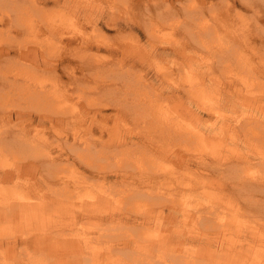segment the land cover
<instances>
[{"label": "bare ground", "instance_id": "bare-ground-1", "mask_svg": "<svg viewBox=\"0 0 264 264\" xmlns=\"http://www.w3.org/2000/svg\"><path fill=\"white\" fill-rule=\"evenodd\" d=\"M27 1L29 5L26 7L25 0H0V33L4 30L0 37H14L19 35L22 28L27 27H31L29 30H37L36 36H39L38 41H30L28 44L26 40V43L24 42L25 38L21 37L24 33L19 35L18 42L13 39L2 41L0 38V126H6L5 130H0V165L3 170L0 173V264H107L114 257L118 260V256L111 255L116 250L126 256L122 260L124 264H136L132 258V253L136 251L140 259L147 264H264V167L262 171L252 170L256 164L252 163L254 159L247 154L249 148L251 156L264 163V98L249 99L248 107V102L242 105L243 110L249 111V114L243 116L241 108L239 115L235 113L236 116L229 118L214 116L216 113L211 102L201 98L202 92H207L208 88L204 82L205 77L214 80L215 84L210 85L211 89L219 90L216 84H221L214 76L212 64L197 59L198 52L189 47L190 40L187 36L191 33L198 37L193 39L202 46L205 41H200V37L212 34L209 32V20L206 19L201 0L198 1L202 6L198 8L189 5L190 0H144L146 3H152L143 5L146 10L157 2L160 8L170 4V8L177 9L178 5L183 11L182 18L195 22L194 27L185 25V34L180 40L164 35L161 38L162 35H159V44L150 43L152 48H144L146 52L152 51L156 56L155 73L149 77L160 75V72L166 74L159 82L151 78L152 86L157 89L152 94L167 97L166 103L171 112H166L159 103L151 117L159 115L166 122L156 125L149 122H146L147 125L139 123L138 126L132 127L128 121L121 125L113 123L107 126L103 120L106 121L109 117L115 121L125 120L128 119L129 113L126 112L127 109L118 106L119 102H107L106 93L108 94L109 89L102 92L100 87L99 103L90 99L85 102L91 107L90 117H98L96 128H92V119L89 118L91 120L87 122V126H82L86 137L82 136L84 133H73L67 145L59 142L62 138L59 135L56 139L49 140L43 133L47 128L38 130L39 128L35 127V132H31L28 127L34 120L48 122L50 128L56 126L54 120H73V124L77 123L75 118L79 114L72 109L70 111L72 105H76L70 106L67 102L69 111H64L60 109L59 101L63 98L68 101L67 95L74 88L78 89L75 95L80 98L81 88L90 77L94 78L95 74L91 72H88L89 79L86 78V67L91 68L92 64L85 62L84 58L81 59L79 53L85 50L93 53L100 48L113 50L115 55L106 61L100 60L95 54L91 58L92 62L100 67L102 87V83L108 82L114 74L111 62L120 63V66L125 68V73L132 71L136 63L129 62L131 60L127 58L128 55L126 59L122 55V58L119 57V50L106 43L103 33L102 36L87 38L84 31L86 25L79 21L80 15L77 17L72 13L70 19L73 20L66 19L65 12L70 10L63 9L60 5H71L78 14L85 15L83 0ZM60 1L61 4L58 3ZM47 2H51L53 6H48ZM30 6L36 12L44 10L46 13L34 19V15L28 14ZM163 8L161 13H165ZM239 15V11L234 13L235 17H244ZM13 18L17 20L16 23L11 21ZM103 19L102 29L112 28L118 31L123 27L132 28L134 25L132 21L122 24L113 19L107 21L106 17ZM86 21L98 32L101 31L97 23L102 21L101 19L92 16L90 21ZM144 30L148 34L147 40L154 41L158 31L165 29L150 27V32L146 28ZM53 31H57L59 35L50 33ZM46 33L51 37L55 36L49 39L48 44L46 40L43 42L44 39L40 36H46ZM164 38L167 43L163 42ZM51 43L56 45L52 46ZM66 44L71 47L66 48ZM133 45L136 46L135 43ZM49 46H59L57 51H60L56 56L50 55L57 51H51ZM121 51L125 53L127 50L123 48ZM171 53H174L176 58H172L171 64H165L162 58L170 56ZM218 53L224 54L225 49ZM76 58H80L79 62H75ZM148 62L143 63L140 60L142 65L135 76L141 79L143 72L149 74V69L144 70V65ZM257 77H264V70L258 71ZM46 81L58 86L48 88L42 84ZM227 83L229 87H234L236 96L241 95L237 81ZM114 84L115 82H109L108 86L111 85V88L115 89L116 87H112ZM143 84L137 88L144 87ZM95 86L96 83L85 85L83 91H86L87 87L95 89ZM60 89L64 92L59 93ZM121 89L126 97L128 89ZM211 94H216V91L212 90ZM220 98L222 103L231 109L232 96L224 94ZM12 99L16 102H11ZM235 103L231 110L235 108ZM21 105L31 109L26 110V107ZM133 106L134 104L130 105ZM86 107L81 105L80 109L74 111L82 113ZM105 110L109 112L105 113ZM200 110L205 111L206 119L201 117ZM213 117L223 120H214ZM203 120L204 123L201 122ZM79 123L84 124L82 121ZM215 125H218L223 133L230 134L228 142L232 143L229 149L232 161H228L225 155L227 142L225 145L220 137H216ZM211 133L213 138L210 137ZM241 135L245 138L246 150L238 146L242 140ZM165 139H169L168 144ZM54 142L57 143L56 151L52 146ZM136 144L146 150V155L139 159L140 164H130L129 159L119 164L116 148L125 145L137 146ZM172 146L176 147L173 149ZM66 147L68 149L64 151L63 157V150L60 149ZM107 147L114 149L108 150ZM180 151L187 156L179 153ZM179 155L186 157L187 163H183L182 171L178 173L180 177L174 176L178 179L173 181L170 176L174 174V168L178 167V161L181 159L174 157L172 162H168L167 168L161 164L171 156ZM112 156H116L113 162ZM132 159L135 161V158ZM21 161L24 162L22 166L18 164ZM84 165L92 174L93 181H89L84 175V170L81 169ZM62 171L64 174L68 173L70 182L65 180ZM135 173L137 175H134ZM225 173L230 174L232 179L228 180ZM44 179L50 185H41ZM62 182L66 186H61ZM4 183H11L10 194L5 191L6 187H2ZM227 183L229 190L226 189ZM89 191L93 192V196H90L92 193ZM133 193L151 198L148 199V208L144 206L142 215L121 211V205H116L120 195L126 199L131 198ZM181 197L184 206H180ZM195 203H202V206H196ZM173 206L178 211H183L178 214L177 221L174 215L163 214L165 209L172 210ZM192 206L194 209L184 211ZM195 214L199 220L209 221L212 230H218H215L214 234L211 230L202 236L190 233L187 227L193 219L191 215ZM180 215L183 217L184 229L178 228ZM240 215L244 218L242 224ZM87 220H92L95 224L94 233L84 232L83 228L81 231L73 230L74 224L81 225ZM105 222L129 226L150 222L157 229L147 240L142 237H137L140 241L135 237L130 240L127 237L133 233H129L126 238L113 237L107 240L111 244L106 242L102 245L100 242L104 241L109 231L102 227L106 225ZM164 223L168 225L164 226ZM205 229L203 225L202 231ZM150 233L147 230V234ZM228 233L229 236L220 242V238ZM164 245L170 246L168 252L159 254L157 251L153 257H147L149 250H158Z\"/></svg>", "mask_w": 264, "mask_h": 264}, {"label": "rangeland", "instance_id": "rangeland-1", "mask_svg": "<svg viewBox=\"0 0 264 264\" xmlns=\"http://www.w3.org/2000/svg\"><path fill=\"white\" fill-rule=\"evenodd\" d=\"M25 1H26V7H27L29 5V2L27 0H25ZM201 2L203 3V9H204L206 19L209 20V25H210L209 32L212 34L208 35V36L200 37L201 38L200 41H203V40L205 41V45L202 46L200 44V42L193 39V38H198V37L194 33H191L190 35L187 36L188 39L190 40L189 47H192L194 51L196 50L198 52V56L196 57L197 59H199L205 63H208V64L211 63L212 64L214 76L216 78H218V80L221 83V84H216L217 86H219V88H220L219 90L211 89L210 85L215 84L213 82L214 80H211L209 77H205L206 80H204V82L206 83V86L208 87L206 89L208 93L206 91H203L201 98H204L207 101L211 102L212 109H215L214 113H216L214 116L229 118L230 116H236V114L239 115L241 108H242V105L245 102L246 103L248 102L246 105V107H248V105L250 104L249 99H251L253 97L264 98V77H257V72L264 70V0H203V1L201 0ZM47 3H48L47 4L48 6H50V7L53 6L51 2H47ZM58 3L61 4L62 1H60ZM83 3L85 4L84 5V8H85L84 14L85 15H82L80 13L78 14V12L74 11V7L71 5H66V6L60 5L63 9H69L70 10V12L68 10H67L68 12L67 11L65 12L66 13V19L67 20H73V19H70L72 13H74L77 17L80 15L79 21H81L82 23H85V25H86L84 31H86L87 38L97 37L103 33L104 40L106 41V43L107 44L109 43V45L111 47L115 48L116 50H119V52H117V54H119V57H121V55H122V57H125V59H126V56L128 55L127 58L129 57L128 59L131 60L129 62L134 61V63H136V65L134 67H132V71H126V73H125V68L120 66V63H112L111 62L110 66H111V69L113 70L114 74L112 75V78L108 82L102 83V85H103V87H102L101 86V73L99 71L100 67L96 66L92 62L91 58H93V54H95L97 57L99 56L100 60L106 61L107 59L112 58V55H115L113 50L108 51L106 49H101L99 47L100 50L94 51L93 53L88 52L87 50L80 52L79 56H81V59L84 58L85 62L92 64L91 68L86 67V70H87L86 78L89 79V77H90L88 75V72L95 74V75H93L94 78L90 77L89 81H86L85 85H88V84L92 85V84L96 83L95 89L87 87L88 89H86V91H83V90H85L83 88L85 86L84 85L80 90L81 97L77 98V96L75 94L78 91V89L74 88V90L71 93H69V95H67L68 101H66L64 98L61 101H59V104L61 105V108L60 107L59 108L64 110V111H66V110L69 111L68 110L69 105L70 106L72 104L76 105V106L72 105V107L70 108V111L72 109L73 112H75L76 114H79L75 118V120L78 124L77 123L73 124V120L70 122H66L64 120H56V121L54 120V123L56 126L50 128L48 122H41V121L34 120L29 125V127H28L29 130L31 132H35V129H34L35 127L39 128L38 130H42L44 128H47L48 130H44L43 133L45 135H47L49 140H53L54 138L56 139L57 137L62 136V138L59 139V142L63 145H67L66 143L68 142V140L69 141L71 140V136H73L72 134L74 133V134L82 135V133H84L82 126L83 125L87 126V122L92 119V117H90L91 116V111H90L91 107H88L85 102H88V99H90L94 103H99L100 97H101V95L99 94L100 87H101L102 92H103V90L104 91L107 90V88L109 89L108 94L106 92H104V93H106V96L108 97L107 102L110 100H112V102H119L118 106L125 108V110L127 109L126 112L129 113L128 117H127L128 119H125V120H120V121L116 120L115 121V119L113 120L110 117L108 119H106V121L103 120L102 122H106L107 126H110L113 123H119L121 125V124H124L128 121H129L128 123L132 127L138 126L139 123L147 125L146 122H149L152 125H156L159 123L166 122L159 115L155 116L154 118L151 117V113L156 111L155 107L159 103L163 105V108L165 109L166 112L171 113L170 109L166 103L167 97L163 98L160 95L152 94V92L157 91L156 87L152 86V83H151L152 79L155 78L158 82L162 81L163 75H166V74L164 72L163 73L160 72V75L157 74L156 76L149 77L150 75L155 73L154 60L156 59V56L154 53H152V51L146 52L144 48H146L147 50H148V48H152L153 46H151L150 43L159 44L160 37L163 38V35H164V37H170V39H172L174 37H176L178 39L181 38L185 34L184 33L185 25L189 24V27H194L195 22L185 21L182 18V14H181V12H183V11H182L181 7L178 5H176L177 9L176 8L175 9L170 8V4L166 5L164 8L163 7L160 8V5L157 2L155 6L150 5L148 7V9L150 10L149 11L148 9L146 10L145 6H143V5L144 4H152V3H150V2L146 3V1H144V0H142V1H139V0H83ZM165 3H168V2H165ZM188 3H189V5L197 7V8H198V6H202V3H200L198 0H190ZM162 8L165 10V13H161ZM168 10H170V12H168ZM185 10L191 11L190 9H187V8H185ZM237 11H239L241 13V15H239V17L244 16L242 19L234 16V13H236ZM42 13H46V12L44 10H39L36 12L31 6L28 8V14L34 15V19H37L39 17V15ZM92 16H94V18L102 20V21L97 22L98 25L100 26L101 31L98 32L96 30V28H94L92 25H89L88 23H86L87 22L86 20L90 21V19H92ZM103 17H106L107 21L113 19V21L118 22V23H122V24L125 21L126 22L132 21V22H134V25L132 26V28L123 27L122 29H118V31H116L112 28L111 29L110 28L102 29L101 23L104 20ZM11 21H13V23L14 22L16 23L17 20L13 18V19H11ZM227 22L230 24H228ZM223 23H224V25H222ZM150 27L155 28V29L160 28V29H165V30H159L157 35H156V39L154 41H152V40L148 41L147 37H146L148 34H147V31L144 29L146 28L149 31ZM29 28H31V27L22 28L19 31L20 33H18L20 36L23 35V33L25 34L24 36H21V37L23 39L25 38L24 42L26 40L27 44L30 43V41L36 42L39 39V36L38 37L36 36L38 31L37 30L33 31V30H35L34 28H32L33 30L32 29L29 30ZM25 30H27V32ZM160 31H162V33ZM28 32H30L32 35ZM1 33H4V30ZM1 33H0V35H1ZM50 33L55 34V35H59V33L57 31H53ZM19 35H16L14 37H10L9 35H3L0 38H2V41L13 39V41L16 40V42H18V40L20 38ZM134 35H136L137 37L134 38L133 37ZM159 35H162V36L159 37ZM8 36H9V38H8ZM40 36L44 39L43 42H45V40L47 41V44H48V42H50V40H51L50 38L55 37V36L51 37L47 33H46V36H42V34H40ZM30 37H32V38H30ZM47 37H48V39H47ZM16 38H18V39H16ZM106 39L109 40L110 42L107 41ZM27 40H29V41H27ZM155 41H156V43H154ZM166 41H167L166 38H164L163 42H166ZM56 43H58V42H56ZM133 43H135L136 46L133 45ZM51 44H52V46L56 45L53 43H51ZM0 45H1V43H0ZM52 46H49V48L51 49ZM134 46L137 49H135ZM56 47L54 46V48H52L51 51H54V50L57 51L59 46H56ZM70 47L71 46H68L66 44V48H70ZM66 48H64V50ZM123 48L125 50H127V51H125V53L121 51ZM130 49H132V51H130ZM224 49H225V53L220 55V53H218V52L220 50H224ZM64 50H62V51H64ZM59 51H60V49H59ZM59 51H57L56 53H50V55L56 56V54ZM123 53H124V55H123ZM141 53H143V54H141ZM148 53L152 54V56H150V54H148ZM149 56H150V58H148ZM174 56H175V54L171 53V55L168 56L169 58L166 57L167 59L166 58H162V59L164 60L165 64L166 63L171 64L172 60L176 58V56L175 57ZM145 57H147L148 59H145ZM79 59L80 58H78V59L76 58L75 62H79ZM165 59H166V61H165ZM218 59H220V60H218ZM140 60L143 63L150 61L147 63L148 65L147 64L144 65L145 68L142 67V68H144V70L149 69L150 72H149V74L148 73L145 74L143 72V77L141 79L138 78L137 76H135V73L141 68L140 66L142 65V63H140ZM156 69H158V65L156 66ZM165 70H167V68ZM173 73H174V75L177 76V74H175V71ZM176 73H177V71H176ZM64 79H66V78H64ZM40 80L43 81L42 78H40ZM231 81H237V84L241 88V95L236 96L235 95L236 93L233 92L234 87L233 86L229 87L227 82H231ZM109 82H115L114 86H112V87H116V88L112 89L111 85L108 86ZM42 84L48 88H51V89L58 86L57 84L52 83V82H48V81L42 82ZM128 84H130V86ZM142 84L144 85V87H142L144 89L141 91L139 89H142V88H137V86L142 85ZM154 85L156 86L157 82ZM121 88L128 89V90H126L127 91L126 97L124 96L123 89H121ZM69 90H71V89H69ZM212 90H215L216 94H211ZM63 92H64V90L60 89L59 93H63ZM224 94H229L232 96L233 101L230 103V105L232 107H233V103H235V101H236L235 108L233 110H231L232 107H231V109H229L227 107V105H224L222 103L220 97ZM165 95H167V94H165ZM146 96H149V97H146ZM63 100H65V101H63ZM11 102L14 103L16 101L13 100ZM64 102H65V104H64ZM67 102H69V105L67 104ZM61 103H63L65 106ZM196 103H198V102H196ZM6 104H8V103L6 102ZM77 104H79V105H77ZM131 104H134V106L130 107ZM81 105L85 106V107L87 106L86 110L83 111V112H87V113H83V112L79 113L77 111H74V109L75 110L80 109ZM21 106L26 107L25 108L26 110H28V108L31 109V107L26 106V105H24V106L21 105ZM243 109L244 108H242V110ZM104 112L108 113L109 110H105ZM249 113H250L249 111H244V110L242 112L243 116H244V114H249ZM83 115H85V116H83ZM200 115H201V117L204 118L206 116L205 111L200 110ZM89 118H91V119H89ZM96 118H98V117H96ZM96 118L92 119V122H91V126L93 129H95L96 125H97V123H96L97 119ZM206 118L207 117H205L204 119H206ZM213 118H214V120H223V119H217L215 117H213ZM81 121L84 124H80L79 122H81ZM201 122L204 123V120ZM100 123H101V121H100ZM240 125H242V123ZM3 126H5V125L2 124L0 126V127H2L0 129L1 131L5 130V128H6V126L5 127H3ZM215 128H216V130L214 132H216V137L217 138L220 137L221 140L223 141V143L227 142L228 145H227V150L225 151V155L227 156L226 158L228 159V161H232L230 158V155H231L230 151L231 150H229V149H231L230 145H232V143L228 142L229 136H230L229 132L223 133L222 131H220L218 125H215ZM254 130H256V128H254ZM65 133H67V134H65ZM254 134H255V132H254ZM82 136L86 137L85 133ZM96 136H98V133L96 134ZM210 137L213 138L212 133H211ZM241 139L242 140H241V142L238 143V146L242 147L243 148L242 150H246L247 148L245 149V147H246L245 146V144H246L245 138H243L242 135H241ZM166 140H167V144H168L169 139H165V141ZM171 143H172L171 145H173V142H171ZM55 145H57L56 142H54L52 144L54 150L56 151L57 148ZM225 145H226V143H225ZM251 146H252V142H251ZM172 147L174 149L176 146H172ZM67 149H68L67 147L60 149V150H63V157L65 156L64 151H66ZM107 149L112 150L114 148H108L107 147ZM116 149L118 150L117 161L119 164L123 163L124 161H126L128 159H129L130 164H134V163L140 164L139 159H141L144 155H146L145 147H140L139 145H137V146L125 145L122 147H117ZM181 152L183 155L187 156V154H185L183 151H180L179 153H181ZM244 153H245V151H244ZM54 154H56V152ZM247 154H249L250 157L252 159H254L252 161V163L256 164V165H254V167H252V170H256V172H258L260 170L262 171L263 167H264V163L260 162V160L256 159L255 157H252L251 151L249 148L247 149ZM174 157H178L181 159L180 161H178V164L180 165V163H181L182 167L178 165V167L176 166L177 168H174V171H175L174 174L175 175L171 174L172 177L170 176V178H172L173 181L178 179L174 176H176V175L179 176L178 173H180V171H182L181 169L183 168V163H187V158L186 157L182 158V155H179V156H171L168 161H164L161 165H163L164 168H165V166L167 168L168 164L173 161ZM132 158H135V161H133ZM111 160H112V162L115 161L116 156H112ZM257 162H260V164L259 163L257 164ZM23 163L24 162H22V161L18 162V164H20L21 166L24 165ZM97 163H98V161H97ZM3 165H5V164H3ZM1 168L2 167L0 165V173L3 172V170ZM81 169L84 170V175L87 177V179L89 181H93L92 174L87 169V167H85V165H84V166H81ZM34 170L35 169H33V172H34ZM59 171H61V169ZM134 171H137V170L134 169ZM63 172L64 171H62L61 173L66 178L65 180H67V182H70V180H69L70 178L68 176V173L65 172V174H64ZM229 173H230V171H229ZM134 175H137V173H135ZM225 177H227L228 180L232 179V178H230L232 176L230 174H227V173H225ZM163 180H165V179H163ZM45 184L50 185V183L46 179H44V182H41V185H45ZM60 184H61V186H63V185L66 186L64 182H62ZM60 184H58V185L60 186ZM10 185H11V183L10 184L4 183V185L2 186V187H6L5 191L8 194H10L9 193L10 192V188H9ZM228 185H229V183L226 184V186H227L226 189L229 190L230 188ZM254 191H256V190H254ZM256 192H258V191H256ZM89 193L90 194L92 193L90 196H93V192L89 191ZM148 199H151V198L146 196V195H136L134 193L132 194L131 198H126V199L120 195L118 198V201L116 202V205L117 204L121 205L119 207V210H121V211H125L127 213H131V214H135V215H142L143 210H144V206H146L148 208ZM90 200L91 199H89V201ZM183 203H184L183 198L181 197L180 206L181 205L184 206ZM188 203H190V202H188ZM195 204H196V206H202V203H195ZM175 205H177V204H175ZM190 205H193V203H190ZM180 206L177 205L176 207L179 208ZM258 207H261V206H258ZM192 209H194V206H192L188 209H184V211L192 210ZM170 210L165 209L163 214L167 213L166 215H168V216L174 215V217L176 218L175 221H177L178 214L183 213L182 210L178 211L176 208H174V206H173V209L171 211ZM202 214H204V213H202ZM191 216L193 217V219L191 221V224L187 227V230L190 233H194V234H198V235L202 236L203 234H207V233H209V231L212 230V227H211V224L209 221L199 220V217L197 216V214L191 215ZM182 219H183V217H182V215H180L179 219H178L180 222H177V223H180L178 228L181 227L184 229L185 226H184V221H182ZM243 221H244V218L242 217V215H240V223L242 224ZM105 223H106V225H103L102 227L104 228V230H109V231H108L107 236L104 238V241L100 242L102 245H104L106 242L110 243L107 240H109L113 237L126 238L127 237L126 235H128L129 233H133L131 236L127 237V238H130V240L134 239V237L135 238L142 237L143 240H147L150 238L151 234L157 229V227L153 226L150 222H146V223L138 224V225H131V226L125 225V224H120V223H108V222H105ZM166 224L167 223H164L163 225L167 226L168 224L167 225ZM203 225H205V227H206L204 232L202 231ZM94 227H95V224L93 223V221L87 220L86 222L82 223L81 225L78 224L76 226V224H74L73 230L81 231V228H83V229H85L84 232L94 233V229H95ZM147 230H149L151 233L147 234ZM215 230H218V228H215L212 230L213 234H214ZM172 233L173 232H171L170 234L172 235ZM221 234L222 233H218V235H221ZM227 236H229V233L224 235L223 237H221L220 242H223L225 237H227ZM137 240L140 241L139 238H137ZM169 248H170L169 245H164L163 248L160 247L158 250L153 248V249L149 250L147 257L148 258L153 257V255H155V253L157 251L159 254H162L165 251L168 252ZM111 255H114V256L116 255V257L118 256L119 258L117 260L114 257V258H112L113 260H111V262H109L107 264H124V263H122V260H123V257H126V256L123 253L119 254V252H117V250H116V252L112 253ZM132 258L136 261V264H140V262L147 264L146 261H143L140 259V255L137 251L132 253ZM108 261H110V260H108ZM205 263L206 262H204V264ZM226 263H228V262H226Z\"/></svg>", "mask_w": 264, "mask_h": 264}]
</instances>
